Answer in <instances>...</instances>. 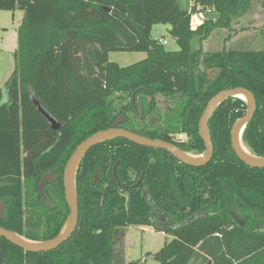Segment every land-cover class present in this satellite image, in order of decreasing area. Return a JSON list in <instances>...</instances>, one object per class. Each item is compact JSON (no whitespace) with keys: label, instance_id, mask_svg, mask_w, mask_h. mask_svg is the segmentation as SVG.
<instances>
[{"label":"trees","instance_id":"16d2710c","mask_svg":"<svg viewBox=\"0 0 264 264\" xmlns=\"http://www.w3.org/2000/svg\"><path fill=\"white\" fill-rule=\"evenodd\" d=\"M249 4L191 0L183 10L176 0H0V9L23 11L14 68L0 87V226L36 241L57 235L69 212L62 186L68 157L119 115L126 116L125 129L200 154L198 120L206 103L222 89L244 87L256 110L241 139L250 153L264 157V49L192 48L195 38L230 27ZM197 13L204 17L191 28ZM155 24L170 26L176 51L151 36ZM116 51L146 56L120 66L108 59ZM134 90L141 98L136 108L130 104ZM156 95L166 103L162 112ZM245 110L237 97L217 106L208 121L213 154L201 166L120 137L92 146L75 175L81 224L45 252L26 251L0 236V264H137L125 262L132 225L171 236L153 254L159 264H264V168L243 163L230 144L231 127ZM49 171L57 175L45 185L53 208L38 192Z\"/></svg>","mask_w":264,"mask_h":264},{"label":"water","instance_id":"95a60500","mask_svg":"<svg viewBox=\"0 0 264 264\" xmlns=\"http://www.w3.org/2000/svg\"><path fill=\"white\" fill-rule=\"evenodd\" d=\"M137 90H134L130 97V104L133 107L134 98ZM239 95H244L247 100L242 99ZM237 97L242 99L246 104V110L242 117L238 118L231 127L230 130V144L235 155L246 165L250 167L264 168V157H259L250 153L243 145L241 134L247 123L251 120L256 110V100L252 92L244 87H230L225 88L215 93L206 103L198 120V133L204 143V150L200 154L187 153L172 142L162 139H153L147 136L130 131L118 125L126 121V116L122 115L113 120L112 125L108 128L98 130L81 141L68 157L62 173V186L64 192L65 202L68 206L69 212L66 221L61 227L60 231L51 239L47 240H31L21 236L20 234L8 230L0 226V236L5 237L11 243L21 247L22 249L30 252H45L57 248L60 244L66 241L72 234L74 229L81 221H78V207L75 192V175L78 165L84 156V154L94 145L111 139V138H125L138 145L159 148L166 150L169 154L174 156L179 161L192 165L201 166L206 164L212 157L213 145L208 130V121L215 109L219 104L228 98ZM44 117L51 124L53 129L59 128L55 120L50 117L43 109H40ZM202 155L201 158L195 159L193 156ZM114 179L118 182L116 175V165L112 169ZM97 175H95V180ZM57 180V175L53 172H45L39 179L38 192L41 202L49 207L53 206L49 203V200L45 194V185L47 183H54ZM141 178L139 179V181ZM135 183L133 187H136L139 183ZM5 204L0 200V216H3Z\"/></svg>","mask_w":264,"mask_h":264},{"label":"rangeland","instance_id":"374dc122","mask_svg":"<svg viewBox=\"0 0 264 264\" xmlns=\"http://www.w3.org/2000/svg\"><path fill=\"white\" fill-rule=\"evenodd\" d=\"M180 8L188 10L191 0H176ZM191 15V27L195 28L201 23L204 15L197 13ZM23 16L22 11L15 6L12 10L0 9V87L4 85V73H10L14 68V53L17 48V27ZM199 22V23H198ZM168 24H155L151 28L154 39L165 38L168 41L165 48L172 51L178 49L176 41L169 34ZM193 49L201 51L213 50H262L264 49V0H250L248 9L235 18L230 27L213 29L204 39L195 38L192 42ZM144 52L116 51L109 52V61L120 66H126L142 60ZM210 74L212 72L210 71ZM159 95L155 96V107L162 112L166 103L160 101ZM141 98L135 97L133 108L140 106ZM156 111V110H155ZM156 111V112H157ZM154 112V113H156ZM131 117V113H129ZM170 138L181 141L185 134L170 135ZM187 137V136H186ZM171 236L157 231L151 226L132 225L127 227L124 240L125 262L137 264H159L153 254L157 252Z\"/></svg>","mask_w":264,"mask_h":264},{"label":"built area","instance_id":"2783aa9c","mask_svg":"<svg viewBox=\"0 0 264 264\" xmlns=\"http://www.w3.org/2000/svg\"><path fill=\"white\" fill-rule=\"evenodd\" d=\"M196 16V15H195ZM199 23V22H198ZM192 28V27H191ZM158 42L162 45H167L168 44V41L165 39V38H160L158 39Z\"/></svg>","mask_w":264,"mask_h":264},{"label":"bare ground","instance_id":"6f19581e","mask_svg":"<svg viewBox=\"0 0 264 264\" xmlns=\"http://www.w3.org/2000/svg\"><path fill=\"white\" fill-rule=\"evenodd\" d=\"M242 99L247 100V98L244 95H239ZM193 156V155H192ZM202 155L199 156H193L195 159L201 158Z\"/></svg>","mask_w":264,"mask_h":264},{"label":"crops","instance_id":"0c3cea01","mask_svg":"<svg viewBox=\"0 0 264 264\" xmlns=\"http://www.w3.org/2000/svg\"><path fill=\"white\" fill-rule=\"evenodd\" d=\"M20 11H22V10H20ZM22 13H23V11H22ZM196 16H199V15L196 14ZM4 74H5V75H4L5 77H4L3 80H4V83H5L6 79H7L8 76H9V73H4ZM10 74H11V73H10Z\"/></svg>","mask_w":264,"mask_h":264},{"label":"flooded vegetation","instance_id":"af4514ba","mask_svg":"<svg viewBox=\"0 0 264 264\" xmlns=\"http://www.w3.org/2000/svg\"><path fill=\"white\" fill-rule=\"evenodd\" d=\"M132 108H133V107H132ZM120 116H122V115H119V116H117V117H120ZM117 117H116V118H117ZM116 118H115V119H116ZM115 119H114V120H115ZM124 122H125V121H124ZM122 123H123V122H122ZM122 123L119 124L118 126L121 127ZM186 139H187V137L185 136V139H184V140H186ZM115 165L117 166V164H115ZM112 169H113V168H112ZM112 173H113V172H112ZM139 179H140V178H139ZM136 183H137V182H136Z\"/></svg>","mask_w":264,"mask_h":264}]
</instances>
